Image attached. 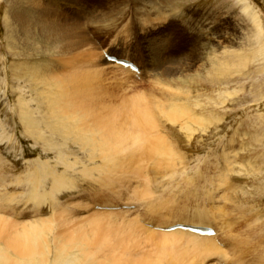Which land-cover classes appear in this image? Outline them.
Returning a JSON list of instances; mask_svg holds the SVG:
<instances>
[{"label": "rangeland", "instance_id": "374dc122", "mask_svg": "<svg viewBox=\"0 0 264 264\" xmlns=\"http://www.w3.org/2000/svg\"><path fill=\"white\" fill-rule=\"evenodd\" d=\"M77 83L86 90L75 101L125 130L136 102L154 119L147 148L132 146L108 176L99 154L68 144L69 120L52 116L61 86ZM0 218L48 264H77L76 241L104 245L101 261L161 252L175 264L185 250L180 264H264V0H0ZM180 220L208 223L213 243L164 234ZM91 226L135 234L111 250L80 236ZM10 250L13 264H41Z\"/></svg>", "mask_w": 264, "mask_h": 264}, {"label": "bare ground", "instance_id": "6f19581e", "mask_svg": "<svg viewBox=\"0 0 264 264\" xmlns=\"http://www.w3.org/2000/svg\"><path fill=\"white\" fill-rule=\"evenodd\" d=\"M253 14L254 13H252V15ZM16 17H21V15H17ZM253 17H254V15H253ZM40 24L43 27V31L46 32V33L50 32V33L53 34V33H55V31L59 32V31H57V29H55V28L53 29L52 27H50L47 23H45L43 21L40 22ZM74 25L73 26L67 25L68 26V29H67L68 30V33H67L68 37L71 36L70 30L71 31L75 30ZM258 26H259V31H262L260 22H258ZM70 41H71V39H70ZM110 56H112V55H110ZM90 58H92V57H90ZM102 58H104V57H102ZM120 60H125V59H120ZM101 61L102 60H100L99 62L101 63ZM109 63L110 62H108L106 64H109ZM110 64L112 65V63H110ZM110 64H109V66H110ZM115 64H117V63H115ZM115 64L113 65L114 68L116 67L119 70L125 71V73L131 72V70L126 69V68H124L122 66L120 67V65L118 66V64L117 65H115ZM105 69H106V67H105ZM98 71H100V70H98ZM100 72H102V71H100ZM90 75H92V74L90 73ZM84 81H85V79H84ZM85 84L77 83L75 86H73V89L68 88V85H67V87H66V85L65 86H61V89H60V91L58 93L62 97L60 99V102H59V107H58L57 104H54L53 102H51L50 103L51 104L50 105L51 106L50 110L52 112V116L55 117V118L57 117L58 119H60V122L62 121L61 122L62 124H64L65 120H69L70 131L67 132V134H68V137L70 135L69 138H71V137L72 138L68 141V144L69 145H74V146L75 145L77 146V144H79L80 145L79 147H81V148L83 147L82 148L83 150H90L93 153L94 157L97 154H99L100 157H101L102 163H104V167L106 169V175L108 176L111 173H113L115 169L117 170V168L119 167L118 164H120V161L121 162L125 161V160H123V158L125 159V157H127V156L128 157H132L133 154L129 153V152L132 151L131 150L132 146L136 145V147L138 146V148H141V149L144 148V150H145V148H147L148 145H146L144 142L148 141V139H149L148 138V130H149V127H153L154 126L153 125L154 121H152L154 119L152 118V115L149 112V110L139 108L140 105H138L139 103L136 102L135 105H134L135 111H134V108H133L134 114H133V116H131V120L133 122V126L130 129L128 128L127 130L119 127L118 126V125H120V124H118L119 116L115 115L114 113H109L108 115H105V116H102L99 113L95 114V113H92L91 106L86 105L87 104L86 102H85L86 104H83L81 102L75 101V95H76V97H78V96L80 97V94H84V92L86 90L85 89V87H86ZM60 85H62V84H60ZM60 85H59V87H60ZM63 85H64V83H63ZM86 100H87V98H86ZM57 101L58 100H56V102ZM173 120H174V118H173ZM152 129L150 128V130H152ZM149 141L151 142L152 140H149ZM153 141L151 142V144H149L151 146L150 148H152V152H155V154H156V152L164 151L163 145L160 146L161 143L163 142V140L161 141V140L158 139L159 142H156V144H154ZM142 144H143V146H142ZM162 144H164V142ZM167 151H171V150L168 148ZM61 184H62L61 180L56 183L57 186H60ZM52 200H55L57 202L58 201V196H53ZM57 207H58V205L55 207V210H56ZM98 213L99 212H97V214ZM110 214H112V213H110ZM200 218L202 219V217H200ZM4 221L5 220L0 218V239H2V241H4V243H5V246L7 248L5 250L8 251L9 249H11L14 252H16L18 255H21L23 257L32 258V257L39 256L40 257V259L38 260L39 263L48 264L49 256H47V255L44 256L43 254H41L39 252V250L37 248H35L34 246H32L27 240L26 241H22L21 240V238H22V234L21 233L22 232H20V230H18V227L15 228V229H17V231L15 230V232H10L9 229H7L4 226V223H3ZM191 222L189 223V222H187V220H186V222L185 221L183 222V220H182L179 223L186 224V225H190L191 224V226L197 227V228H212L206 222L205 223H203V222H198V223L197 222H194V223L192 222L191 223ZM138 224H140V223H138ZM176 224H178V223L176 222ZM80 225H81V223H80ZM173 225H175V224H173ZM77 226H79V225H77ZM132 226L134 227V222H133ZM9 227L10 228L11 227L14 228V226H12V225H10ZM82 227H84V226H82ZM131 227H130V229H131ZM85 228H86V226H85ZM92 228H93V231L91 230L92 233H90L91 232L90 231L89 235L84 230H82V228H81L82 231H80V233H79V230H76V232H78L80 234V236H82V237L92 236V237H94V238H96V239H98L100 241H104L110 247L109 249H111V250H116V249L118 250L119 248H121L123 246L124 242H125V239H127L129 241L128 243H130V241L132 240V236L135 234L133 232L134 230H132V229H131L132 231L129 230V229L126 230L125 231L126 235L123 236V235H117L118 233H120V231L116 235H113L116 232L114 233L113 230H111V229L110 230H108V229L98 230L97 226L96 227L93 226ZM45 231L46 230H44V232ZM83 231L85 233H83ZM167 232H169V231H167ZM45 233H47V231ZM164 234L169 235V236H173V237L175 235H180V237H182L184 235V236H186L185 238H189V241H192L190 243L194 242L193 243V245L195 244L194 247L196 245H197V247L200 246V245H207L208 246L209 244L213 243L212 238H209V236H202L200 234H194V233H190V232L183 231V230H175L174 232L170 231V233H166V231H165ZM166 235L161 234V236H164V238L166 237ZM110 237H112V238L110 239ZM113 237H114V239H113ZM164 238H163V240H165L166 242L162 241V244L164 246H166L165 244L167 243V240H166V238L165 239ZM168 238H170V237H168ZM175 238H172V240L175 239ZM146 242H147V240H146ZM58 244H59V248L61 250H64V249L67 248V244L64 243V242L59 241ZM75 244H76V248L75 249L81 256L80 259H77V261H78L77 264H162V262L160 261L159 257L162 259L165 256V258H166V255L169 254V253H167L164 256L162 254V257H161V252H160V255L159 256L157 255L158 258L156 260L153 258L154 260L146 261V258H145L144 261L139 259L138 261L136 260L137 262L135 261V263H133L134 261H132V260L129 261L128 259L118 260L116 258H113L114 257L113 255L109 259H108V256H106L105 258L107 260L101 261L98 258V254L104 248V245L95 244V243L86 242V241H76ZM165 248L162 247L161 251L164 252ZM185 248H186V246H184L182 249H185ZM195 249H198V248H195ZM195 249H194V251H197ZM5 250L0 252V264H13L12 261L10 260V257L7 256V252H5ZM209 250H211V249H209ZM183 251H185V250H182L181 253L179 252V254H180L179 256L177 254V257H176L177 259L175 258V261H174L175 264H180L181 260H182V262L185 261V259H184L185 257H183L181 259V254L184 255V253L186 252V251L185 252H183ZM214 252H215V250H214ZM174 253H177V252H174ZM169 255H171V254H169ZM185 255H186V253H185ZM172 257H174V255ZM183 259H184V261H183Z\"/></svg>", "mask_w": 264, "mask_h": 264}, {"label": "water", "instance_id": "95a60500", "mask_svg": "<svg viewBox=\"0 0 264 264\" xmlns=\"http://www.w3.org/2000/svg\"><path fill=\"white\" fill-rule=\"evenodd\" d=\"M173 228H170L169 230H172Z\"/></svg>", "mask_w": 264, "mask_h": 264}]
</instances>
